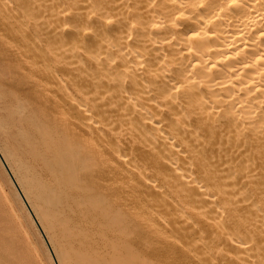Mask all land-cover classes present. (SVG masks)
I'll use <instances>...</instances> for the list:
<instances>
[{
    "label": "bare ground",
    "instance_id": "bare-ground-1",
    "mask_svg": "<svg viewBox=\"0 0 264 264\" xmlns=\"http://www.w3.org/2000/svg\"><path fill=\"white\" fill-rule=\"evenodd\" d=\"M0 155L56 264H262L264 0H0Z\"/></svg>",
    "mask_w": 264,
    "mask_h": 264
},
{
    "label": "rangeland",
    "instance_id": "rangeland-1",
    "mask_svg": "<svg viewBox=\"0 0 264 264\" xmlns=\"http://www.w3.org/2000/svg\"><path fill=\"white\" fill-rule=\"evenodd\" d=\"M60 66H62V64L58 63V68H60ZM58 74H60V69L58 70ZM65 79L69 80V78L66 76L64 77V80ZM64 80H63V82H64ZM64 83H65L64 86L67 87V89L69 90V91L68 90L67 91L69 93H71V94H77L78 93V91H76V85L74 84L73 81L69 80V82H67V83L64 82ZM71 87H72V89H71ZM58 96H59V94H58ZM96 118L100 119L98 116ZM96 118H94V120ZM97 119L95 121L97 123L99 121H100V123L102 122L101 125L103 124V126H105L109 123V122L104 123L105 122L104 120H103L104 122L102 120L97 121ZM129 152H130V150H128L126 153L130 154ZM129 156H131V154ZM1 164L2 163L0 162V168H1L0 169V264H56L55 260L53 258V255L51 254L50 251H48V250H50V248H48L49 246L45 242V245L48 248V250H47L45 248L46 246L44 245V243H42V241H45V240H44L41 232H39L40 231L39 227H37V225L35 224V222L33 221V218L31 216H28V217L30 218L29 221H31V219H32L33 222L32 221L31 222L33 225H31V223L26 218L27 215H29V213H27L28 210L26 211L27 214L25 213V208H27V207H25V204L22 207L21 204H23L24 202L21 199H19L20 197H18L19 195L17 196L16 188L13 187L14 185H12L10 182L11 175L6 174L7 171L2 166L3 164L2 165ZM2 167L4 168V170ZM4 172H5V174H3ZM6 175L8 178L6 177ZM6 179H8V180H6ZM8 182L10 183V185ZM11 189H12V192L14 194H12ZM13 190L16 192H14ZM15 196L18 197L17 199H19V200L15 199ZM4 199L6 200V202ZM16 200H17V202H16ZM20 207H21L23 212L21 211ZM34 224L36 226H34ZM37 230H39V231H37ZM38 232L40 234H38ZM40 237H42L43 239ZM4 247L7 248V251H6V248H4ZM45 250H47L46 252H49L50 254L46 253ZM34 254L37 258H35ZM46 254H49V257ZM51 258H52V260L50 261ZM256 259H255V261H257V262L260 260L258 263L261 262L262 264H264V261H263L264 253H262L261 255L259 254V256ZM254 264H256V263H254Z\"/></svg>",
    "mask_w": 264,
    "mask_h": 264
},
{
    "label": "water",
    "instance_id": "water-1",
    "mask_svg": "<svg viewBox=\"0 0 264 264\" xmlns=\"http://www.w3.org/2000/svg\"><path fill=\"white\" fill-rule=\"evenodd\" d=\"M0 158H1V160L3 161V159H2V156L0 155ZM6 166V165H5ZM6 168H7V166H6ZM9 172V171H8Z\"/></svg>",
    "mask_w": 264,
    "mask_h": 264
}]
</instances>
